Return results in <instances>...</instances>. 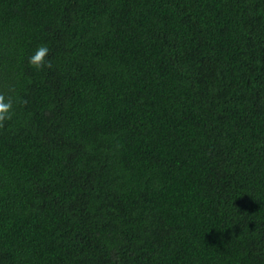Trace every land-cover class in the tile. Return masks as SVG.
Segmentation results:
<instances>
[{
  "label": "trees",
  "instance_id": "trees-1",
  "mask_svg": "<svg viewBox=\"0 0 264 264\" xmlns=\"http://www.w3.org/2000/svg\"><path fill=\"white\" fill-rule=\"evenodd\" d=\"M9 90L0 264H264V0H0Z\"/></svg>",
  "mask_w": 264,
  "mask_h": 264
},
{
  "label": "clouds",
  "instance_id": "clouds-1",
  "mask_svg": "<svg viewBox=\"0 0 264 264\" xmlns=\"http://www.w3.org/2000/svg\"><path fill=\"white\" fill-rule=\"evenodd\" d=\"M49 51L50 49L46 44L39 45L28 56V64L37 70L51 67V62L47 58ZM15 102L16 100L12 94V90H9L7 94L0 93V122L11 118Z\"/></svg>",
  "mask_w": 264,
  "mask_h": 264
}]
</instances>
